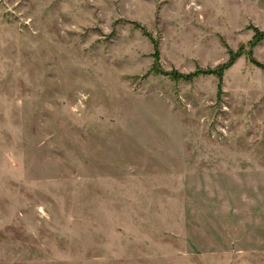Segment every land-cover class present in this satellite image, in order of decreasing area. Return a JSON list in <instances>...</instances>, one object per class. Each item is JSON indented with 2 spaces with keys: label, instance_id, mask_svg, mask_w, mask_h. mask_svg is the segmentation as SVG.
Wrapping results in <instances>:
<instances>
[{
  "label": "rangeland",
  "instance_id": "obj_1",
  "mask_svg": "<svg viewBox=\"0 0 264 264\" xmlns=\"http://www.w3.org/2000/svg\"><path fill=\"white\" fill-rule=\"evenodd\" d=\"M0 264H264V0H0Z\"/></svg>",
  "mask_w": 264,
  "mask_h": 264
}]
</instances>
